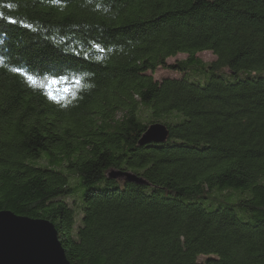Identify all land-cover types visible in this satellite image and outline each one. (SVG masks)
Here are the masks:
<instances>
[{
    "label": "trees",
    "instance_id": "1",
    "mask_svg": "<svg viewBox=\"0 0 264 264\" xmlns=\"http://www.w3.org/2000/svg\"><path fill=\"white\" fill-rule=\"evenodd\" d=\"M2 210L72 264H264V0H0Z\"/></svg>",
    "mask_w": 264,
    "mask_h": 264
},
{
    "label": "water",
    "instance_id": "2",
    "mask_svg": "<svg viewBox=\"0 0 264 264\" xmlns=\"http://www.w3.org/2000/svg\"><path fill=\"white\" fill-rule=\"evenodd\" d=\"M168 136L166 125L157 122L148 126L140 143H164ZM110 177L136 184H148L142 176L130 171H112ZM0 264L72 263L67 259L58 230L52 222L2 210L0 211Z\"/></svg>",
    "mask_w": 264,
    "mask_h": 264
},
{
    "label": "rangeland",
    "instance_id": "3",
    "mask_svg": "<svg viewBox=\"0 0 264 264\" xmlns=\"http://www.w3.org/2000/svg\"><path fill=\"white\" fill-rule=\"evenodd\" d=\"M197 56L199 57V58H201L202 60H204V61H206V62H210V61H213V60H215V56L211 53V52H209V51H203V52H199L198 54H197ZM187 56L185 55V54H178L177 56H175V57H171V58H169L168 59V63L169 64H175L177 61H179V60H183V59H185ZM178 77V74L177 73H175V72H173V71H170V70H168V69H162V68H159L155 73H154V78L155 79H157V80H161V79H163V78H166V77ZM41 163H44L43 161H41ZM72 184L73 185H76V187H77V193H78V198L80 199V200H82L81 199V196H82V194H83V192H84V188H78V184H77V182H73L72 181Z\"/></svg>",
    "mask_w": 264,
    "mask_h": 264
},
{
    "label": "snow or ice",
    "instance_id": "4",
    "mask_svg": "<svg viewBox=\"0 0 264 264\" xmlns=\"http://www.w3.org/2000/svg\"><path fill=\"white\" fill-rule=\"evenodd\" d=\"M17 71H19V69H17ZM27 79L31 82V83H33V84H35L36 83V80L33 78V76H31V75H27ZM53 99H56V97H52Z\"/></svg>",
    "mask_w": 264,
    "mask_h": 264
}]
</instances>
